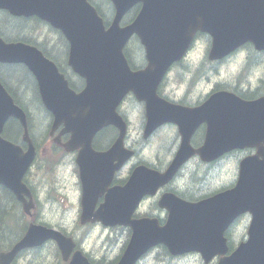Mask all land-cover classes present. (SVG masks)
Returning <instances> with one entry per match:
<instances>
[{
	"label": "water",
	"instance_id": "95a60500",
	"mask_svg": "<svg viewBox=\"0 0 264 264\" xmlns=\"http://www.w3.org/2000/svg\"><path fill=\"white\" fill-rule=\"evenodd\" d=\"M111 1L115 15L107 27L88 0H0L1 10L15 17L36 16L60 30L70 44L69 66L85 80V88L76 93L56 65L38 48L21 42L7 44L0 38V63L24 64L36 77L43 104L54 118L51 134L62 127L55 141L70 134L65 149L80 150L77 162L85 184L81 222L97 220L106 225L133 229L131 241L118 264H136L143 254L160 243L173 255L199 252L206 264L216 256L221 257L219 264H264V159L260 160V156L264 158V151L243 161L237 188L223 194L216 206L196 204L185 211L173 209L164 227H158L152 221L134 220L133 209H128L135 192L137 204L142 196L154 194L157 188L168 183L196 153L189 145L183 120L187 112L202 114L205 111L203 108L187 110L161 99L157 89L166 72L183 58L198 32L208 33L213 38L210 60L222 59L249 41L263 50L264 0ZM136 6H140L138 15L132 23L122 26L124 17ZM135 35L145 48L148 63L139 71L131 70L124 53ZM129 92L147 104L146 137L161 124L176 122L183 142L166 172L138 168L127 186L121 188L116 197L111 195L108 203L95 213L89 211L88 191V185L95 182L92 173L95 164L116 171L133 153L124 148L127 124L117 112ZM226 95L217 94L212 100ZM238 102L242 105L241 111L222 117V127L236 131L231 144L264 137V114L261 112L264 99L253 103ZM10 119H16L22 125L26 151L2 137ZM108 126L119 129V138L108 152L97 153L92 148L93 139ZM246 128L250 129L248 133L241 132ZM197 153L205 160L212 156L207 150ZM35 157L36 148L30 138L27 114L0 83V185H6L22 198L19 187ZM116 198L119 202L117 211ZM24 208L29 213L33 207L26 202ZM103 209H110L113 214L101 213ZM246 212L253 216L248 239L228 256L225 234L230 225ZM50 239L57 241L64 258L75 248L73 241L59 232L32 225L24 239L1 257L11 260L20 250L41 246ZM70 264L90 262L82 252H77Z\"/></svg>",
	"mask_w": 264,
	"mask_h": 264
},
{
	"label": "flooded vegetation",
	"instance_id": "af4514ba",
	"mask_svg": "<svg viewBox=\"0 0 264 264\" xmlns=\"http://www.w3.org/2000/svg\"><path fill=\"white\" fill-rule=\"evenodd\" d=\"M8 31V26L6 25ZM6 43L13 42L6 41ZM205 40L208 47L206 56L201 62L189 63L190 53H194L197 44ZM58 44L56 47L45 50H39L49 60L54 62L61 74L69 81V86L76 92L83 90L85 81L72 74L71 67L66 64L59 65L52 57L65 59L69 54L62 50ZM212 46V38L205 34H199L190 49L181 62L173 64L166 73V79L159 87V95L172 104L179 105L187 110H196L203 108L205 112L195 114L187 112L183 125L189 136V145L193 154L176 172L174 177L168 183L160 186L154 194L147 193L135 204L137 192L132 196L128 204V209H133L132 218L134 220L152 221L158 227H163L168 222V217L173 209L185 211L190 205L203 204L205 206H216L220 197L235 185L234 182L217 187L216 175L219 173V167L230 157L235 156L238 159L242 156H257L260 151H264V137L242 140L239 144H231L232 136L236 131L231 128L222 127V117L231 115L234 112L242 110L240 100L243 103H253L264 99V50L258 51L253 44H245L223 60L212 61L209 59V51ZM233 62L237 65L235 69H230L229 65ZM1 64V63H0ZM13 66L12 64H1ZM228 66L233 73L232 79L221 81V68ZM26 67V66H24ZM145 65L137 69L144 68ZM10 68V67H9ZM27 68V67H26ZM28 69V68H27ZM11 70L6 76H11ZM30 79L22 80L20 92L27 95L32 92L35 85L37 87L39 98L42 103V97L36 77L28 69ZM3 69L0 70L2 78ZM173 78L185 87L184 94L179 97H173L165 92L166 82ZM78 79V83H77ZM7 80H10L7 78ZM199 87H206L209 90L201 95L194 96V91ZM220 93H227L226 96L212 100L214 96ZM233 95L234 97H231ZM32 97L34 98L33 94ZM22 98V97H21ZM35 100V98H34ZM128 125V133L125 137V147L133 152V157L128 160L120 169L113 171L110 167L105 168L102 164H95L98 168H93L95 182L89 187V211L97 213L106 205L111 195L116 194L121 188H124L135 170L141 167H147L150 170L164 172L167 170L183 142V135L180 126L176 122H165L151 135L145 137L147 125L146 103L137 100L133 95H129L123 100L118 109ZM264 114V109L261 111ZM138 113V134L136 138L131 136V116ZM250 129H242L241 132L248 133ZM60 130L55 134L58 135ZM119 136V130L114 126H109L101 130L93 140V148L97 152L108 151L116 142ZM63 143L70 139V135L65 134L60 138ZM53 145V144H52ZM154 146H156L154 148ZM55 150L42 148L41 156H52L55 160L53 169L51 167H41L39 175L36 168H31L22 179L23 184L19 190L22 198H18L16 193L4 184L0 185V264H70L76 252H82L91 264H112L118 258L121 259L126 251L127 245L132 237L133 229L126 226H104L101 223L81 222L82 199L84 195V184L80 179L81 169L77 162L80 154L79 150L68 152L60 146ZM207 150L212 156L208 160L197 153ZM71 156L73 175L76 178V188L78 199L75 207H70L77 214L75 224L72 229L67 226L53 225L50 220H44L47 212L58 210L60 199L56 194V183L53 176L59 168L65 164L64 158ZM262 157V156H260ZM89 159V154H88ZM241 159V158H240ZM261 159V158H260ZM47 163V162H45ZM100 168V169H99ZM33 172L35 174L33 175ZM54 174V175H53ZM141 192V188H139ZM30 193L32 196H30ZM117 201V198H116ZM28 202L33 208L29 213L25 211L24 205ZM116 211L119 208V202L115 203ZM197 209V208H195ZM101 213L112 215L110 209H103ZM251 222L252 214L247 212L243 215ZM242 218V219H243ZM94 222V221H93ZM31 225H38L54 229L67 239H71L75 248L69 256L64 258L59 244L55 240L47 241L43 246L25 248L20 250L11 260H4L1 254L10 253L13 248L26 236ZM250 225V223H249ZM249 226L247 227V229ZM89 233L81 234L80 230H88ZM96 230L97 240L105 238L103 248L100 253L90 250L88 242L93 243V232ZM113 232L108 236L105 233ZM233 230H231V233ZM229 245L234 244L233 236L226 233ZM191 256L199 258L201 264L204 261L198 254H189L185 256L174 257L165 246H159L151 250L140 262V264H173L179 259H185ZM220 257H215L211 264H217Z\"/></svg>",
	"mask_w": 264,
	"mask_h": 264
},
{
	"label": "rangeland",
	"instance_id": "374dc122",
	"mask_svg": "<svg viewBox=\"0 0 264 264\" xmlns=\"http://www.w3.org/2000/svg\"><path fill=\"white\" fill-rule=\"evenodd\" d=\"M94 1L97 4L101 5L103 13L106 16H110L111 14L110 10L112 9V6L109 0H94ZM42 36H48L52 44H59V35L54 32L45 30L42 33ZM59 47L62 49L61 46ZM207 47L208 45L205 40L200 41L197 44L194 53H190L189 63L191 64L193 62L203 61L206 56ZM127 50L133 57L137 66H140L144 63L143 51H142V48L140 47V44L136 41V39H133L130 42V44L127 47ZM229 67L230 69L233 70L237 67V65L231 62ZM232 76H233V73L231 72V70H229L228 66H224L221 68V78H220L221 81L231 80ZM208 90L209 88L199 87L194 91V96L201 95L202 93H206ZM165 92L172 95L173 97L179 98L184 94L185 87L182 86L179 82H176L173 78H171V80L167 82L166 84ZM18 93L22 98H24L23 102L28 106L35 126L39 128L45 127L44 125L45 121L43 119V116H41V112L39 109L40 105L35 102L34 98L32 97V94L29 93L27 95H24L22 92H18ZM138 125H139L138 113H133L131 116V128H130L131 136L133 138H136L139 132V131L137 132ZM42 130L43 129H41V131ZM33 132H34V128L32 130V133ZM155 147L156 146H154V148ZM51 159H50V156H43L42 158L44 162H47L48 160H51ZM239 159L235 156H232L226 162L222 164L220 172L215 176L217 187L228 185L234 182V180L236 181L238 179L239 172H237V176H236V165L238 164ZM71 160H72L71 156L65 157L64 158L65 164H63L59 168V170L57 171L55 175L53 174L54 175L53 180L56 183V189H57L56 194L58 198L60 199L59 209L47 212L44 218V220L46 219L50 220V222L53 225L67 226L69 229L73 228L76 218H77L76 212L74 210H70V207L72 206L75 207V204L77 203V199H78V192H77V188L75 185L76 178L72 172L73 165L71 164ZM51 163H52L51 168L53 169L55 165V160H53V162ZM36 167L37 165L35 166V168ZM36 171L39 172V175H42L39 169H37ZM34 174L35 172H33V175ZM249 223L250 221L248 219H244L242 222H240L235 228L233 237L235 239H239L241 235L245 234L247 231V227L249 226ZM96 230L98 229L94 230L93 236L91 237V239L95 237ZM79 233L81 234L89 233V229L80 230ZM110 234H113V232H108V233H105L104 235L108 236ZM97 237L93 239V243L88 242L87 246L90 250H94L95 252L100 253L101 248H103L105 238H103L102 240H99V239L97 240ZM175 264H201V262L198 257L191 256L185 259H181V260L179 259V261Z\"/></svg>",
	"mask_w": 264,
	"mask_h": 264
},
{
	"label": "trees",
	"instance_id": "16d2710c",
	"mask_svg": "<svg viewBox=\"0 0 264 264\" xmlns=\"http://www.w3.org/2000/svg\"><path fill=\"white\" fill-rule=\"evenodd\" d=\"M98 10L99 14L104 18L105 23L109 24L112 20L113 16V8L110 10V16H106L103 13L102 7L100 4H97L94 0H89ZM134 13H130L124 20L123 24L130 23L134 18ZM6 25L8 26V31L6 29ZM47 30L53 32L54 30L50 28L46 23L41 21L38 18H15L9 15L6 12L0 11V36L3 37L8 42H24L31 45H36L39 48L45 50H50L56 47L58 44H52L48 36H42V33ZM56 32V31H55ZM62 36V35H61ZM59 35V44L62 47V50L68 51V45L64 40V37ZM141 47V46H140ZM64 54L56 57H52V55L48 54V57L52 58L59 65L66 64L67 55L65 59H61ZM126 56L129 59L132 66H135L134 60L131 54L126 51ZM10 67V68H9ZM3 69L2 78H0V82L5 86V88L9 91L15 102L20 105L29 115V129L31 133V137L33 138L35 145L40 148L42 146V136H37L36 131L39 129H48L49 124L47 121V116L42 108L41 100L39 98V93L37 87L35 85L31 94H33L35 98V102L40 105L39 109L41 112V116L43 114L44 125L45 127L39 128L36 127L33 123L31 112L28 106L23 102L24 98H21L18 92H20L22 88V80L30 79L31 75L27 68L21 65H13L6 66L0 64V70ZM9 70H11V76L7 77L6 74H9ZM9 78L10 80H7ZM28 81V80H27ZM29 82V81H28ZM78 83V80H77ZM33 124V125H32ZM34 128V132L32 130ZM22 135L23 129L20 124L16 120L9 121L6 129L4 131V136L13 141L16 144H22ZM113 264V263H112ZM115 264V262H114Z\"/></svg>",
	"mask_w": 264,
	"mask_h": 264
}]
</instances>
